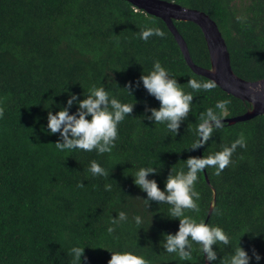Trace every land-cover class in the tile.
Returning <instances> with one entry per match:
<instances>
[{
    "label": "trees",
    "instance_id": "obj_1",
    "mask_svg": "<svg viewBox=\"0 0 264 264\" xmlns=\"http://www.w3.org/2000/svg\"><path fill=\"white\" fill-rule=\"evenodd\" d=\"M161 1L207 15L225 41L233 73L246 82L264 80V0ZM172 23L193 64L211 70L199 26ZM145 27H159L165 35L144 41L139 33ZM155 60L186 92L192 91L187 86L190 78L208 81L187 66L161 18L126 0H0V264H70L68 253L76 243L87 246V264H107L108 250L134 251L151 264H220L230 247L213 246L216 262L202 260L198 253L191 262H182L165 253L159 246L161 234L175 233L179 221L166 216L167 204L151 201L146 209L140 199L146 193L133 184L130 174L140 166L156 167L158 174L149 178L163 190L172 168L186 171L189 156L214 154L241 132L246 147H237L219 176L214 168L199 174L195 187L200 210L187 214L221 226L234 243L248 231L240 245L250 256L255 249L262 257L259 264H264V114L228 124L226 120L250 112L252 105L216 86L193 93L192 111L179 134L172 136L164 125L142 117L151 115L146 109L159 107L139 81ZM130 81L134 97L122 89ZM93 85H103L123 102L137 101L131 117L118 126L116 147L104 155L58 152L54 143L59 133L47 135L42 129L45 108L58 111L56 105L64 106L68 92L87 95ZM218 100L229 101L224 127L204 147L188 150L197 139L200 114ZM75 110L74 105L70 111ZM92 160L107 170V177L88 172ZM81 182L85 187H78ZM106 185H111L110 191ZM119 211L127 212L130 220L143 215L144 229L126 223L109 234L110 218ZM250 264L257 262L253 258Z\"/></svg>",
    "mask_w": 264,
    "mask_h": 264
},
{
    "label": "clouds",
    "instance_id": "obj_2",
    "mask_svg": "<svg viewBox=\"0 0 264 264\" xmlns=\"http://www.w3.org/2000/svg\"><path fill=\"white\" fill-rule=\"evenodd\" d=\"M164 35L165 33L159 27H145L139 33L140 39L144 41H147L151 36L163 38ZM139 81L147 92L159 102L158 108L146 109V111H150L151 115L142 116L143 120H150L153 125H164L172 136L179 134L181 123L192 111L195 96L193 93L201 90L211 91L216 87L212 80L199 81L190 78L187 81V86L192 91L186 92L178 83L177 78L173 77L159 60L153 61L151 70L146 74L144 71L142 72ZM132 87L133 83L130 81L122 89L129 96L134 97ZM64 92H68L67 87ZM136 103V100L135 103L123 102L111 95L103 85H93L88 89L87 95L83 92L81 94L68 92L64 106L56 105L58 111L53 112L51 106L44 107L47 110V123L46 127L42 129L47 135L59 133V137L54 143L58 152L79 150L95 151L97 155L111 154L119 139L118 126L126 117H131L130 114ZM228 103V100H218L214 107H210L200 114V122L195 130L197 139L193 141L188 150L194 151L204 147L212 139L213 133L224 127L222 117L226 113ZM74 105L76 110L72 112L70 109ZM2 114L3 110L0 109V115ZM237 147H246V138L242 132L230 145L224 146L222 150L214 154L199 157L189 156L187 160H184L187 170L182 168L173 171L172 168L163 190L159 187L156 179L149 178L158 174L156 167L140 166L130 174L133 184L146 193V198H140L144 201L146 209L151 201H156L160 205L167 204L169 211L166 216L179 221L178 230L175 233L161 234L163 239L159 246L165 253L175 254L182 262H191L194 253L202 256V260L216 262L218 254L213 246L219 248V245H224L230 247L231 251L226 257L220 259V264H250L253 258L259 264L262 259L261 255L253 249L250 256L248 251L240 245L241 237L245 233H249L248 231H245L234 243L221 226L213 225L203 219L197 220L195 216L187 214L189 212L198 214L200 210V193L195 187L199 174L206 168H214L215 175L219 176L232 162L231 157ZM88 172L93 177L108 176L107 170L96 160L90 162ZM78 187L83 188L85 184L81 182ZM105 187L106 190H111V185ZM217 214L219 213L217 212ZM146 222L143 215H132L130 220L127 212L119 211L115 218L111 216L110 224L112 226L108 227L107 231L112 234L115 232V226L126 223H131L137 230H140L144 229ZM86 247L79 243L73 244L68 253L71 257L70 264H87L88 258L84 255ZM108 251L111 255L107 264H151L144 255L134 251Z\"/></svg>",
    "mask_w": 264,
    "mask_h": 264
},
{
    "label": "water",
    "instance_id": "obj_3",
    "mask_svg": "<svg viewBox=\"0 0 264 264\" xmlns=\"http://www.w3.org/2000/svg\"><path fill=\"white\" fill-rule=\"evenodd\" d=\"M147 15L161 18L177 42L187 66L196 75L215 82L223 92L248 102L252 110L246 114L226 120L228 124L247 121L264 114V80L246 82L232 71L225 41L216 24L204 13L161 0H126ZM191 21L199 26L212 59V69L205 70L193 64L187 47L173 26L172 21ZM207 178V177H206ZM207 180V179H206ZM208 183V180H207Z\"/></svg>",
    "mask_w": 264,
    "mask_h": 264
}]
</instances>
